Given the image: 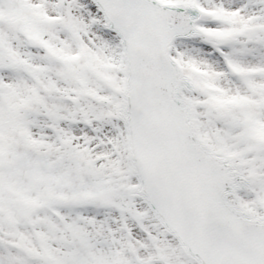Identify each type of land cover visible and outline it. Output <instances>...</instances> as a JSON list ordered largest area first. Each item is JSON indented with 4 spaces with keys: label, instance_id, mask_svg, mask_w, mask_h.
Instances as JSON below:
<instances>
[{
    "label": "snow or ice",
    "instance_id": "1",
    "mask_svg": "<svg viewBox=\"0 0 264 264\" xmlns=\"http://www.w3.org/2000/svg\"><path fill=\"white\" fill-rule=\"evenodd\" d=\"M0 264H264V0H0Z\"/></svg>",
    "mask_w": 264,
    "mask_h": 264
}]
</instances>
